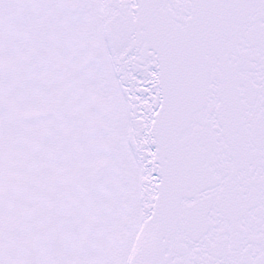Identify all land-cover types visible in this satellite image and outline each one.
I'll use <instances>...</instances> for the list:
<instances>
[{"label": "snow or ice", "instance_id": "obj_1", "mask_svg": "<svg viewBox=\"0 0 264 264\" xmlns=\"http://www.w3.org/2000/svg\"><path fill=\"white\" fill-rule=\"evenodd\" d=\"M0 264H264V0H0Z\"/></svg>", "mask_w": 264, "mask_h": 264}]
</instances>
